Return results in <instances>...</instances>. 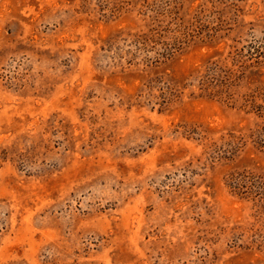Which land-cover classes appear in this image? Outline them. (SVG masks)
<instances>
[{"label": "rangeland", "instance_id": "obj_1", "mask_svg": "<svg viewBox=\"0 0 264 264\" xmlns=\"http://www.w3.org/2000/svg\"><path fill=\"white\" fill-rule=\"evenodd\" d=\"M0 264H264V0H0Z\"/></svg>", "mask_w": 264, "mask_h": 264}]
</instances>
